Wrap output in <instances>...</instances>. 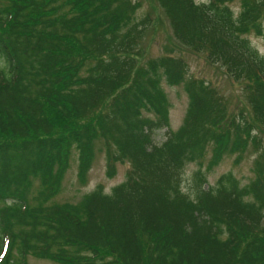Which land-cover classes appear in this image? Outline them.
Wrapping results in <instances>:
<instances>
[{"label": "trees", "instance_id": "16d2710c", "mask_svg": "<svg viewBox=\"0 0 264 264\" xmlns=\"http://www.w3.org/2000/svg\"><path fill=\"white\" fill-rule=\"evenodd\" d=\"M155 1L180 44L243 82L251 120L229 118L226 99L188 76L183 58L139 61L151 19L136 0H0V200L38 203L32 224L16 228L0 209V237L10 236L0 264H264V54L247 37L264 40V0ZM163 79L188 97L176 130ZM249 141L251 181L228 171L204 187L197 170L193 195L182 189L185 165L209 145L216 164ZM98 143L107 176L128 162L125 180L55 201L73 150L84 182Z\"/></svg>", "mask_w": 264, "mask_h": 264}, {"label": "rangeland", "instance_id": "374dc122", "mask_svg": "<svg viewBox=\"0 0 264 264\" xmlns=\"http://www.w3.org/2000/svg\"><path fill=\"white\" fill-rule=\"evenodd\" d=\"M138 1V17L141 18L145 14H149L151 23L147 26L143 38L140 40L141 50L144 56L139 61L145 63L149 58H156L163 54L181 57L187 64L188 76L201 78L213 86L226 99L229 118L237 117L240 112L247 114L249 121L250 106L245 94L243 82L235 81L232 77L227 75L223 66L219 64H212L206 57V52H194L187 46L180 44L173 35L170 22L165 15L163 9L157 4L155 0H136ZM197 2L206 0H196ZM236 11L238 3L230 4ZM253 46H255L259 53L264 54V40L260 36L249 34L247 36ZM140 50V51H141ZM161 85L167 93L168 99L171 103L169 111L170 126L177 128L183 119L184 112L187 106V95L184 91L183 85H168L165 80L161 81ZM263 136L264 130L260 132ZM166 129L161 128L156 130L154 134L155 141L161 142L165 139ZM100 146V144L98 145ZM211 145L208 146L205 156L196 163H188L183 172L182 187L184 190H190L192 182V173L199 169L205 175L206 181L209 185L215 184L218 176L224 172L231 171L240 181L241 184L247 183L254 177L252 171L253 160L255 154L250 152H226L219 160L218 164L209 163L211 156ZM106 161L104 154L98 151L90 170L87 173L85 181L81 184L77 179V153L73 151L69 168L67 169L61 189L54 198L57 202L69 201L75 202L80 197L94 189L97 185H101L105 192H110L111 188L125 180L126 173L129 169L127 161L115 162V174L107 176ZM30 264H56L49 260L37 259L33 256L28 257Z\"/></svg>", "mask_w": 264, "mask_h": 264}, {"label": "bare ground", "instance_id": "6f19581e", "mask_svg": "<svg viewBox=\"0 0 264 264\" xmlns=\"http://www.w3.org/2000/svg\"><path fill=\"white\" fill-rule=\"evenodd\" d=\"M163 88V87H162ZM164 90V89H163ZM165 91V90H164ZM166 93V92H165ZM166 95H167V93H166ZM167 98H168V96H167ZM108 100H110V97L109 98H107L106 99V101H108ZM168 101H169V99H168ZM170 102V101H169ZM187 104H188V97H187ZM170 107H171V103H170ZM186 108H187V106H186ZM169 111H170V108H169ZM185 112H186V109H185ZM185 112H184V115H185ZM92 115H90V116H88L87 118H90ZM184 117V116H183ZM182 121H183V119H182ZM181 124H182V122H181ZM180 124V125H181ZM178 128V127H177ZM177 128H175V129H173L171 126H170V129H172V130H176ZM166 129V135H165V137L168 135V130H167V128H165ZM251 132H253V130L251 131ZM157 142V141H156ZM264 143V142H263ZM100 144V146H98ZM253 143L251 142V141H249V145L247 146V147H245V152H247V150L249 149V151L250 152H253L254 154H255V157H256V153L258 152V150H255V149H253L254 147H253V145H252ZM209 147H210V145H209ZM208 148V147H207ZM73 151H76V150H73ZM98 151H100L101 153H103L104 154V157H105V150H104V147H103V145H102V143H98L97 144V146H95L94 147V151H93V161H94V159H95V156H96V153L98 152ZM206 151H207V149H206ZM206 151L204 152V153H206ZM213 151H214V145H212L211 146V149H210V152H211V156H212V154H213ZM73 153V152H72ZM77 153V152H76ZM225 154V153H224ZM223 154V155H224ZM222 155V156H223ZM78 156V155H77ZM204 156H205V154H204ZM203 156V157H204ZM211 156H210V158H211ZM254 157V158H255ZM222 158V157H221ZM210 160V159H209ZM93 161H92V164H93ZM106 161V160H105ZM219 162V161H218ZM218 162L216 163V164H218ZM190 163H196V162H190ZM77 164H78V157H77ZM92 164H91V166H92ZM188 164V163H187ZM186 166V165H185ZM184 169H185V167H184ZM184 169H183V172H184ZM197 170H199V169H197ZM197 170H195V171H197ZM194 171V172H195ZM228 172V171H227ZM231 172V171H230ZM66 173V172H65ZM225 173V172H224ZM77 174H78V171H77ZM233 174V173H232ZM65 175V174H64ZM192 175H193V173H192ZM221 175V174H220ZM219 175V176H220ZM234 175V174H233ZM218 176V177H219ZM234 177H236L235 175H234ZM63 178H64V176H63ZM237 178V177H236ZM77 179H78V181L80 182V180H79V178H78V175H77ZM238 179V178H237ZM239 180V179H238ZM182 181H183V174H182ZM249 181H251V179L249 180ZM248 181V182H249ZM62 182H63V179H62ZM247 182V183H248ZM81 184L83 183V182H80ZM120 183V182H119ZM239 183H240V181H239ZM118 184V183H117ZM241 184V183H240ZM246 184V183H245ZM116 185V184H115ZM114 185V186H115ZM209 184L207 183V181H206V184L204 185V187H207ZM213 185V184H212ZM241 185H244V184H241ZM181 187H182V182H181ZM112 189V188H111ZM182 189H183V187H182ZM93 190V189H92ZM92 190H90V191H88V192H86V193H84V195L85 194H87V193H89V192H91ZM184 190V189H183ZM184 191H186V190H184ZM186 192H189V194L190 195H193V189H192V182H191V184H190V190L189 191H186ZM82 197V196H81ZM80 197V198H81ZM79 200V199H78ZM77 200V201H78ZM77 201H75V202H77ZM63 202H69V201H63ZM38 208V203H37V201L36 200H33V199H26L24 202H23V204H22V206H21V208H19L18 210L17 209H15V207H11V205L7 202V201H5V200H0V209H5V210H9V211H11L12 212V221H13V223H14V225H15V228L17 227L16 226V224H21V223H23V222H25V223H27L28 225H31L32 224V221H31V218H32V216L34 215V214H36V209ZM28 212H32L31 214L30 213H28ZM35 212V213H34ZM9 238H10V236H5V237H3V234H1V237H0V248H3L5 245H6V242H7V240H9ZM29 256V255H28Z\"/></svg>", "mask_w": 264, "mask_h": 264}]
</instances>
